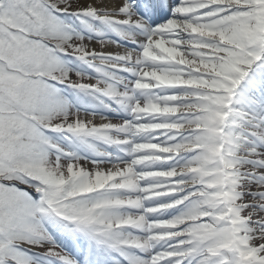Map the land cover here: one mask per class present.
<instances>
[{
  "label": "snow or ice",
  "instance_id": "1",
  "mask_svg": "<svg viewBox=\"0 0 264 264\" xmlns=\"http://www.w3.org/2000/svg\"><path fill=\"white\" fill-rule=\"evenodd\" d=\"M0 264H264V0H0Z\"/></svg>",
  "mask_w": 264,
  "mask_h": 264
}]
</instances>
